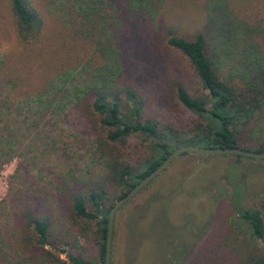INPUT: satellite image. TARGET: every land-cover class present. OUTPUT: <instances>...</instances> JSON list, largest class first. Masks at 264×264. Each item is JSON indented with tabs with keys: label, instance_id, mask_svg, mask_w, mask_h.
I'll use <instances>...</instances> for the list:
<instances>
[{
	"label": "rangeland",
	"instance_id": "374dc122",
	"mask_svg": "<svg viewBox=\"0 0 264 264\" xmlns=\"http://www.w3.org/2000/svg\"><path fill=\"white\" fill-rule=\"evenodd\" d=\"M73 1L31 0L43 24L37 39L21 42L8 0H0V264H42L40 254L20 241L24 207L50 215L45 249L62 259L64 253H78L96 263V219L73 226L63 198L69 188L95 184L108 189L113 200L120 193L106 178V158L95 147L82 101L84 89L95 74L106 72L111 56L95 51L93 37L80 32L88 24L77 20ZM204 1L161 0L167 9L162 19L187 39L205 32L209 53H217L214 32L205 28ZM225 3L241 27L264 21V0ZM118 18V28L117 23L112 26L115 41L112 37L110 42L120 51L122 70L113 79H135L143 93L141 117L155 119L178 140L185 138L198 118L165 92L176 79L190 95L205 93L194 70L178 50L157 40L159 14L153 21ZM134 23L146 28L134 31ZM96 32L91 31L99 37ZM131 34L139 40L134 42ZM130 38L140 41L138 48ZM249 41L264 62V30L252 32ZM242 43L239 37L237 47L227 46L225 58L233 57L231 61L216 60L220 73L235 67ZM235 134L239 146L253 149L264 141V114L256 112L239 123ZM150 140L135 132L116 143L133 172L152 155ZM232 154H178L123 202L113 217L110 264H243L248 255L258 254L259 241L251 239L236 212L256 208L264 220V160Z\"/></svg>",
	"mask_w": 264,
	"mask_h": 264
},
{
	"label": "trees",
	"instance_id": "16d2710c",
	"mask_svg": "<svg viewBox=\"0 0 264 264\" xmlns=\"http://www.w3.org/2000/svg\"><path fill=\"white\" fill-rule=\"evenodd\" d=\"M8 3L18 40L31 42L37 39L43 21L31 0H8ZM163 4L161 0H74L71 4L77 20L83 19L88 24V29L80 32L85 33L84 36L93 37V42L96 43L95 51L111 56L108 67H105L106 72L100 76L99 73L95 74L93 82L84 89L82 101L86 118L94 132L95 147L106 158V178L120 190L115 199L126 193L171 150L180 145L247 149L239 146L235 134L237 126L251 119L256 112L264 114V62L255 56V44L249 41L252 32L264 30V21L258 25L259 28L241 27L226 7L225 0H205V28L209 27L210 31L214 32L213 37L219 49L217 53L213 52V49L209 53V39L205 32L197 31L187 39L177 35L172 28L166 27L162 16L167 9ZM119 14L130 17L132 21L146 17L153 21L159 14L162 27L161 33L160 26L156 29V33L159 32L157 40L163 46L178 50L199 79L205 93L190 95L176 79L169 82L165 92L169 98L175 95V103L182 105L198 118L193 124L191 134L185 138L178 140L155 119L141 117L143 93L135 79L123 75L113 79L122 70L120 51L116 42H110L112 37L115 41L112 26L117 23L118 28ZM132 25L134 31L146 28L144 24L142 27L137 23ZM92 30L97 31L99 37H95L91 33ZM74 33L77 34L78 29L74 30ZM132 35L134 42L139 40L138 36H130ZM142 37L148 38L146 34ZM239 37L243 43L242 49L237 50V63L234 68L222 74L218 70L220 62L216 60L225 58L228 53L227 46L229 49L236 44ZM130 39L132 47L140 43H134L132 38ZM232 58L226 56L219 61H231ZM169 98L167 101H170ZM69 100H72V96H69ZM135 132L151 138L149 146L152 155L143 161L141 169L133 172L121 158L116 143H123ZM250 150L264 152V141L261 140ZM184 153L186 152L180 154ZM112 198L108 189L97 184L85 189L69 188L63 198L68 219L73 226L83 219H96L94 235L97 260L94 264H103L106 218L114 201ZM85 201L89 203L92 211L87 209ZM236 214L238 220L247 228L251 239L259 241V253L248 255L243 264H264V220L260 211L256 208L239 207ZM50 223L51 217L46 211L24 207L20 215V241L40 254L42 264H90L78 253H64L65 259H62L59 254L51 253L43 247L47 244Z\"/></svg>",
	"mask_w": 264,
	"mask_h": 264
},
{
	"label": "water",
	"instance_id": "95a60500",
	"mask_svg": "<svg viewBox=\"0 0 264 264\" xmlns=\"http://www.w3.org/2000/svg\"><path fill=\"white\" fill-rule=\"evenodd\" d=\"M181 152H196V153H205V154L233 153L247 157L264 159V152L251 151L239 147L212 148V147H201L196 145H181L171 150L158 165H156L147 174H145L126 193L115 199L111 204V206L109 207L106 218L103 264H110V240H111L113 217L116 209L123 202H125L130 197H132L142 186H144L148 181H150L155 175H157L160 171H162L170 163V161Z\"/></svg>",
	"mask_w": 264,
	"mask_h": 264
}]
</instances>
